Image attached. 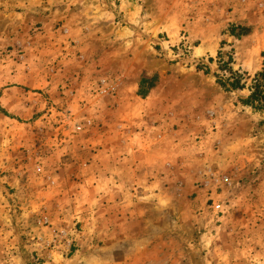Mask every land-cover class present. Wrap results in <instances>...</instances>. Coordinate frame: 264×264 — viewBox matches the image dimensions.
Returning a JSON list of instances; mask_svg holds the SVG:
<instances>
[{"label":"rangeland","instance_id":"obj_1","mask_svg":"<svg viewBox=\"0 0 264 264\" xmlns=\"http://www.w3.org/2000/svg\"><path fill=\"white\" fill-rule=\"evenodd\" d=\"M155 3L0 0V264H264V21Z\"/></svg>","mask_w":264,"mask_h":264},{"label":"crops","instance_id":"obj_2","mask_svg":"<svg viewBox=\"0 0 264 264\" xmlns=\"http://www.w3.org/2000/svg\"><path fill=\"white\" fill-rule=\"evenodd\" d=\"M160 3H155L154 5L164 6L167 1L170 0H158ZM187 5L190 7V13L188 23L190 24L189 31L191 36H195L198 38L199 36L202 39H208L209 36L199 34L197 31V24H201L205 19V15L209 13L210 10H214L218 8L220 14L223 16L222 21L217 27L219 28V39L220 42H226L227 44L233 42V40H237L236 37L230 34L229 28L232 24L242 25L243 27L250 28L252 26L253 30L250 31V34L246 37L252 36V33H256L261 23L264 21V5L256 6L249 5L248 3L243 4L241 0H186ZM152 0H146V7L152 5ZM260 7V8H259ZM258 9V10H257ZM188 18V17H187ZM184 18H177L173 21L164 20L159 27V32H165V34L169 37L170 33L175 36L177 31H179V25L182 24ZM187 21V20H186ZM185 21V22H186ZM184 22V23H185ZM202 25V24H201ZM170 42L172 40L170 39ZM169 43V42H168ZM226 44V46H227ZM228 47V46H227ZM222 50V49H221ZM211 56V55H210ZM233 70L236 69L235 64H232ZM238 68V67H237ZM256 69L255 71H258ZM127 159V158H126Z\"/></svg>","mask_w":264,"mask_h":264},{"label":"trees","instance_id":"obj_3","mask_svg":"<svg viewBox=\"0 0 264 264\" xmlns=\"http://www.w3.org/2000/svg\"><path fill=\"white\" fill-rule=\"evenodd\" d=\"M231 29L230 34L234 37H236L237 39H240L243 36H247L250 33V29L247 27H243V26H236V25H232L230 27ZM238 30H240L238 32ZM258 77H261L262 80H264V71L260 74H258ZM157 80V77H153V78H144L140 81V85H139V93L138 95H140L142 98H145L149 95L150 91L155 87V81ZM149 82V87L147 89H144V85L147 84ZM232 88L233 89H237L239 88V81H235L232 84ZM255 102L259 103V106L262 104V102H264V89H262V85L258 84L256 85L253 93L251 94V96L249 97V99L247 101H245L246 105H255Z\"/></svg>","mask_w":264,"mask_h":264},{"label":"built area","instance_id":"obj_4","mask_svg":"<svg viewBox=\"0 0 264 264\" xmlns=\"http://www.w3.org/2000/svg\"><path fill=\"white\" fill-rule=\"evenodd\" d=\"M243 4L245 3H250L254 0H241ZM260 6H263L264 5V2H260L259 3ZM186 38H183L182 39V43H183V47L185 48H188L187 46V40H185ZM213 210L216 212V213H220L223 211V206L221 203H213V206H212Z\"/></svg>","mask_w":264,"mask_h":264}]
</instances>
